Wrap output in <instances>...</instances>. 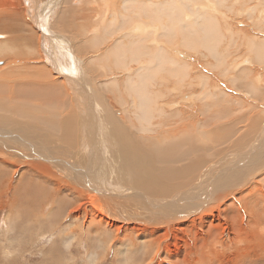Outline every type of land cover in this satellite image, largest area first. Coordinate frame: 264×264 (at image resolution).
I'll use <instances>...</instances> for the list:
<instances>
[{
    "label": "rangeland",
    "instance_id": "1",
    "mask_svg": "<svg viewBox=\"0 0 264 264\" xmlns=\"http://www.w3.org/2000/svg\"><path fill=\"white\" fill-rule=\"evenodd\" d=\"M99 1L57 0L45 13L42 34L28 19L23 0L22 4L21 0H0L5 21L11 12L18 11L23 14L21 23L26 28L12 35L0 27V133L6 134L0 138V264H264V207L256 199L264 196V156L255 144L264 132V1L194 2V10L218 20L224 35L220 50L226 57L222 67L226 68L225 63L230 67L240 65L222 73L212 68L215 58L204 50L168 43L183 54L179 59L189 69L179 77L166 72L154 75L152 89L158 99L150 106L157 107L156 112H167L164 110L166 114L160 119L155 117L149 130H142L134 118L131 105L137 104L135 96L125 93L126 76L134 74L138 64L130 63L125 69L113 65L114 59L107 52L116 34L109 41L102 34L111 17L110 4L103 6ZM204 6L208 9L201 8ZM54 37L59 42H54ZM44 39L51 40L49 57L58 54L57 62L67 64V73L74 75L77 70L88 80L97 93V105L88 103L83 109L79 102L75 104L68 84L70 77L67 81L47 63L42 51ZM159 41L165 43L164 39ZM72 56L77 67L71 63ZM77 109L92 113L85 127L88 141L95 137L97 152L91 155L89 165L86 158L91 159L95 149L85 147L86 152L81 154L76 151L78 144L66 142L71 122L79 123ZM216 128L227 132H214ZM172 131L176 136L164 139ZM181 147L189 154L175 151ZM181 154L187 159L183 156L169 162L171 155ZM258 164L263 165L262 169ZM171 166L192 170L175 174L180 176L178 180H167L159 172ZM249 169H253L252 177ZM234 172L244 178L241 180L240 174L233 178ZM103 182L114 188L111 195L105 193L108 197L96 193L92 186L102 184L103 189ZM209 183L219 194L227 188L229 197L224 201L210 199L204 207L205 216L198 215L202 209L199 206L194 216L187 217L193 222L166 228L147 217L151 204L134 197L133 191L128 193L133 189L135 193L142 191L150 197L170 200L179 192L171 186L194 185L190 196L193 200L194 195L202 194L197 192L208 191L205 189ZM186 189L180 193L185 194ZM116 190L122 192L114 193ZM168 190L169 197L151 195ZM141 206L149 207L141 210ZM166 210L174 214L172 208ZM196 215L200 218L192 219ZM255 216H260L258 222L262 223L250 228L252 222L257 224ZM226 224L231 230L245 227V242H234V234H226Z\"/></svg>",
    "mask_w": 264,
    "mask_h": 264
},
{
    "label": "bare ground",
    "instance_id": "2",
    "mask_svg": "<svg viewBox=\"0 0 264 264\" xmlns=\"http://www.w3.org/2000/svg\"><path fill=\"white\" fill-rule=\"evenodd\" d=\"M23 1L26 4V7L28 8V9H26V11H27L26 15H27L28 19L31 22L33 21L34 25H36L37 29L39 28V30L43 34V27L42 26L44 25L45 13L48 9L50 10V7L53 8L54 5L57 4L56 3L57 0H44V1H42L43 3L39 0H23ZM100 1L103 2V6L110 4L109 13L111 14V17L109 18L107 24L103 26L104 28H102V29L104 31H102V34H103L104 40H107V41L111 40L113 37L116 36L114 41H112L113 45L111 46L110 51L107 52L108 54L112 55V57L114 59L113 65L115 66V68L121 67V68L125 69L130 63L138 64V67L136 66L137 69H134L135 70L134 74H128L127 75L128 77L126 76L127 79L125 80V83H126L125 89L127 90V92L125 91V93H128L129 96H131L132 95L131 93H133V95L135 96V100H137V104H135V103L133 104L132 103L133 100L131 97L130 102L132 103L131 106H132L134 118L138 121L139 126L142 130H147L150 125L154 126V118L155 117L160 119L166 114L164 112V110H166V109L158 110L156 112L157 107L151 108V106H150V105H152V103H155L156 98L158 99V97L154 93L155 90L152 89L154 87L153 86L154 75H156L158 73L166 72V73H169L175 77V76H178V74H180L181 72H184V71L186 72V69L189 66V65L187 66V64L182 63L180 61L181 59H179V57L183 56V54L178 50L174 51V49H175V48H173L174 43L176 44V42H177L176 45H178V43H179L184 48H188V49L193 48L195 46L194 48H198L199 50H201V49L204 50L208 54V56H211L212 58L216 59V60L214 59V61H216V63L213 64L212 68L219 69V70H221L222 73H226L229 70L237 69L240 65L239 64V65H235L234 67H230V65L228 63L227 64L225 63L226 68L222 67V64H224L223 63L224 59L226 58L225 55L223 54V52H221V50H220L221 43L224 40V35L219 30L218 20L216 19V17H214L213 15H211V17H210L209 15H207L203 12L194 10L195 6H197V5H194V2H199L200 0H104L105 2L103 0H100ZM53 3H55V4H53ZM20 4H22V0H21ZM199 4H201V3H199ZM18 7L23 8L22 5H19ZM201 8L204 10L208 9L205 6L201 7ZM197 9H198V7H197ZM67 11H69V10H67ZM188 13H189V15H187ZM43 14H44V16H43ZM22 16H23V14L19 13L18 11H13L10 13L8 21L6 22L5 19L1 16V12H0V27L9 31L12 35L22 33L26 30L25 26L21 23L22 18H23ZM117 19H119V23L116 24L115 22ZM134 20H139V21L142 20V21L135 22ZM24 22H25V20H24ZM156 22H158L159 24H157ZM127 25H130L129 29H128ZM113 26H116V28H114ZM110 28H113V30ZM120 32H122V33L118 34ZM102 34H99V35H102ZM113 35H115V36H113ZM155 35H157V37ZM154 36L156 37V39ZM100 37H101V39L103 38L102 36H100ZM95 38H97V37H95ZM159 38L164 39L165 43H161L159 41ZM55 39H57V41L60 40V39L54 37V42H55ZM156 40H158L159 43H157ZM171 42H173V45L168 44ZM16 43H19V42H16ZM50 45H51L50 39H44L43 40L42 51L44 50L43 52L45 53L44 55L47 59V63L53 68V70H55L56 73H58L59 75L63 74L67 81H69L68 77H70L71 81H69L68 84H69V86H71V89H73V95H74L75 99L72 96V100L73 99L75 100V102H76L75 104H78L77 102H79L80 103L79 106H83V109H85V107L88 103L94 102V106L97 105V103H96V100H97L96 94L97 93L93 91L92 86L88 85V80H86L85 77H82L79 74H77V70L75 71V74H74L77 77L72 75L73 72L67 73V71H69L67 66H66L67 64L66 63L65 64H59L57 62L58 61L57 60L58 54L56 52L55 53L57 55H53V56L51 55L49 57ZM255 47L260 48L259 46H255ZM256 49L254 48L255 51H256ZM65 50H66V48H65ZM193 51L195 52V50H193ZM261 51H264V50H261ZM261 51H259V52H261ZM58 52L61 53L62 51L60 50ZM257 55L260 56L259 54H257ZM72 57H73V61L71 59ZM72 57L70 58L71 63L73 62L74 67H77V60L74 56H72ZM143 58L146 60L145 63H142V60H144ZM65 61H66V59H65ZM225 65H223V66H225ZM71 67L73 68V66H71ZM72 68H70V69H72ZM187 72H188V70H187ZM234 74H236V70H235ZM236 77H237V75H236ZM175 79L177 80L178 78L176 77ZM178 82H180V81L178 80ZM202 82H203V80H202ZM22 99L24 100V98H22ZM22 99H20V100H22ZM98 100L100 102V99H98ZM171 105H173V104L171 103ZM79 106H78V108H79ZM163 106L166 108H169L170 104H166V105L163 104ZM103 107H102V109H103ZM81 109H79V110H81ZM79 110H78V112H80L79 113L80 115H78V118H79L80 124L78 122H76L75 120H74V124L71 122V127H70L71 131L69 133H66V135H67L66 136V142L78 144V146L76 148L78 150H76V151L80 152L81 154H84L86 152L85 147L87 149L94 148L95 149L94 153H90V158H91V155L96 154L97 146L94 142V139H95L94 135L91 136L92 137L91 140L89 139V141H88V138L90 136H88V138H87V131H86V127H85V122H86V118L92 117V113L86 114L85 111L82 110L83 112H81ZM101 112H102V110H101ZM166 112H167V110H166ZM69 120H71V119H69ZM68 124H69V122H68ZM72 124L74 127H72ZM68 127H69V125H68ZM105 129H106V127H105ZM217 130L221 131V133L224 130L223 133H225V134L227 132L225 129L222 130V129H217V128L214 130V132ZM103 131H105V130H103ZM230 131L231 130H229V132ZM263 131H264V129H263ZM106 132H107V130H106ZM75 133H77L78 139L75 138V136H76ZM5 135H3V132L0 133V138H4L3 136H5ZM173 135H175V133H173V131L169 132L166 134L164 139H168L169 136H173ZM198 135H200V134L198 133ZM202 135H203V133H202ZM209 135H207V136H209ZM218 135L217 136L215 135V137H216V138L214 137L215 140H218L217 139L219 137ZM7 136H9V135H7ZM203 136H205V135H203ZM212 136H211V138H212ZM258 138L259 139H257V141L255 143L256 145H258L257 147H259L257 149V151L259 152V150H260V154L262 156H264V132H262V135H260ZM14 139H15V136H14ZM14 139L12 141H14ZM215 140H214V142H215ZM201 141H203V140H201L199 138V142H201ZM211 141H213V140H211ZM158 142H160V141H158ZM207 142H209V141H207ZM208 144L209 143L205 142V146H208ZM12 145H13V143H12ZM14 147L18 148L17 145H15ZM249 148H250V150L253 151L252 147H248V149ZM175 151L177 153H179V151H181L182 154L188 153V152L182 150V147H181V149H177ZM182 154L178 157H175V155H173V156L169 155L171 157V161H169V162H172L175 159L178 161L183 156L185 158V155H182ZM87 156H89V153L87 154ZM49 159H50V157H49ZM185 159H187V158H185ZM92 160H93V158H91V159H88V157L86 158L88 165L90 164V162ZM150 163H151V161H150ZM235 164H234V166H235ZM85 165H86V163H85ZM165 165H164V167H165ZM169 165H171V163ZM190 165H192V164H190ZM237 166H238V163H237ZM257 166H258V169L260 170V169H262L263 165L258 164ZM91 167H93V165ZM167 169H168V171L164 169L163 172L161 170H160L161 172H159L162 175H164L167 180L168 179L178 180L180 178V176L176 177L175 174L183 175L187 171L192 170V169H189L188 166L181 167V168L179 167L177 170L173 166H171V168L168 167ZM239 170H241V169H239ZM230 171H232V170H230ZM248 172H251L250 174L252 177V174H254L253 169H249ZM87 174H89V173H87ZM225 174H226V172H225ZM238 174H240V173L234 172V174H232L231 176L234 178ZM220 175H222L221 177H224L223 174H220ZM228 176H226V177H228ZM182 177L184 178V176H182ZM182 177H181V179H183ZM218 177L220 178V176H218ZM198 178H199V181H206L203 178H200V177H198ZM243 178H244V176L241 175V180ZM224 179H227V178L224 177ZM217 180H218V178H217ZM223 180H222V182L225 181V180L224 181ZM241 180H240V183H241ZM248 181H250V180L248 179ZM189 183H190V181H188L186 185L188 186ZM218 183H219V181H218ZM226 184H227V182H226ZM89 185L90 184H88V186ZM103 185H104L103 186L104 188H107V189L109 188L110 191L105 192L103 190L104 188L102 189V184L101 185L99 184L98 186L93 184L92 186L93 187L95 186L94 189L95 188L96 189L94 191H96V193L100 192V193H102L101 195H103V194L105 195V193H107L108 195L109 194L111 195L114 188L111 185L106 187L105 186L106 184H104V182H103ZM211 185H213V183L212 184L209 183L207 188L205 189V190H208L207 192H201V191L197 192L198 194H201V193L202 194L200 196L197 194L194 195L195 197L193 198V200L190 199V196H193V195H191V192L193 191L191 188L194 185L190 186L189 188L187 186H185L187 188L185 194L180 193V191H183V192L185 191L184 190L185 187L182 188V187L171 186L170 189L174 188L175 190H178L179 192L177 193L176 196H174V198L170 197V200H166L165 198L159 199L156 196L150 197V195L142 194V191L135 193L136 190H133V189L131 191L128 190V193H131L133 191L132 195H134V197H136L137 199L139 198V200H142V202L146 203L147 205L151 204V205H149L150 207L146 206V207H149L147 209H150L146 213L147 217H151V221H153V223L159 224L160 228H162V227L166 228V227H171L172 225H176L177 223L181 224V223L187 222L188 221L187 217L194 216V214H196V212H197L196 210L198 209L197 207L199 205H200V208H202V209L200 210V213L198 215H200V217L205 216L207 213H206V210L204 207L206 205H208L207 203H210V199H213V198L215 199V197H218L224 201L225 198L229 197L230 193H227V191H226L227 188L226 189L224 188L225 190L223 189L224 194L223 193L219 194V193H216L215 191H213ZM240 187H242V186H240ZM120 192H122V190H119V191L116 190L114 193L120 194ZM125 192H127V191H125ZM173 192H174V190H173ZM139 194H141L143 196H141ZM178 194H180L179 198H178ZM132 195H131V197L133 199ZM151 195H160V196L166 195L165 197H169L170 192L168 190L167 192H163V193H157V194L151 193ZM185 196H187V197H185ZM91 197H93V196H91ZM106 197H108V196H106ZM121 199H120V201H121ZM157 199H158V201L156 203L151 202V201H154ZM256 199H258L257 202L260 203V205L264 207V196H263V198L259 197ZM261 199H262V203L260 202ZM109 200L111 202V199H109ZM177 200H180V202H177ZM221 200H219V201H221ZM246 201L247 200L243 201V204L246 205ZM115 202H117V201H115ZM139 203L141 204V202H139ZM211 203H213V201ZM144 207L145 206H141L139 208H141V210H142V209H144ZM168 208H172V210L174 211V214L173 213L167 214L168 210H166V209H168ZM147 209H146V211H147ZM236 210H237V208H236ZM249 210L250 209H248V211ZM149 212L151 215L149 214ZM251 212H250V214H251ZM246 214L249 215L248 213L245 212V215ZM160 215H165V216L161 217ZM198 215H196L192 219L200 218V217H197ZM255 217H257V218L254 221H256L257 224L255 225L254 222H252L249 225L247 224L248 226H250V228H252L253 226L258 228L260 225L259 223H262V221L258 222V219L260 218V216H255ZM248 218H249V216H248ZM190 220L191 219H189L188 222H193V220H191V221ZM150 224H152V223H150ZM224 229H225L227 235L229 234V231L231 234L232 233L234 234V239H233L234 242H241V241L245 242V239H244L245 236L244 235H246V233L245 234L243 233V230L245 229V227H243V228L240 227L238 229L233 228V230H231L230 225L226 224ZM255 230H257V229H255ZM258 239L261 240L262 238L259 236ZM245 258L246 257H244V259ZM242 261H241V263H242ZM246 262L247 261H244V263H246ZM244 263H242V264H244Z\"/></svg>",
    "mask_w": 264,
    "mask_h": 264
},
{
    "label": "crops",
    "instance_id": "3",
    "mask_svg": "<svg viewBox=\"0 0 264 264\" xmlns=\"http://www.w3.org/2000/svg\"><path fill=\"white\" fill-rule=\"evenodd\" d=\"M241 255H243V253H241Z\"/></svg>",
    "mask_w": 264,
    "mask_h": 264
},
{
    "label": "water",
    "instance_id": "4",
    "mask_svg": "<svg viewBox=\"0 0 264 264\" xmlns=\"http://www.w3.org/2000/svg\"><path fill=\"white\" fill-rule=\"evenodd\" d=\"M199 206H200V205H199ZM199 206H198V207H199Z\"/></svg>",
    "mask_w": 264,
    "mask_h": 264
}]
</instances>
